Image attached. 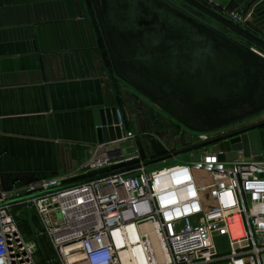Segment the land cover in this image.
Listing matches in <instances>:
<instances>
[{
  "label": "built area",
  "instance_id": "built-area-1",
  "mask_svg": "<svg viewBox=\"0 0 264 264\" xmlns=\"http://www.w3.org/2000/svg\"><path fill=\"white\" fill-rule=\"evenodd\" d=\"M198 1L214 6V0ZM225 16L250 30V14ZM115 115L121 137L100 144L80 168V175L106 169L105 175L74 184L79 175H57L0 187V264H36L44 233L25 240L19 230L32 210L56 254L47 264H264V161L247 160L240 151L220 161L226 152H212L218 142L201 133L202 145L190 151L197 152L194 161L147 170L139 155L105 150L133 138L119 108ZM199 171L207 173L206 183ZM215 236L225 238L226 252L217 249Z\"/></svg>",
  "mask_w": 264,
  "mask_h": 264
},
{
  "label": "crops",
  "instance_id": "crops-1",
  "mask_svg": "<svg viewBox=\"0 0 264 264\" xmlns=\"http://www.w3.org/2000/svg\"><path fill=\"white\" fill-rule=\"evenodd\" d=\"M246 13L264 39V0ZM129 90L113 73L90 0H0L2 190L80 175L104 143L96 124L107 117L94 112L124 109Z\"/></svg>",
  "mask_w": 264,
  "mask_h": 264
},
{
  "label": "water",
  "instance_id": "water-1",
  "mask_svg": "<svg viewBox=\"0 0 264 264\" xmlns=\"http://www.w3.org/2000/svg\"><path fill=\"white\" fill-rule=\"evenodd\" d=\"M90 1L115 76L186 129L199 133L212 132L252 119L264 112V57L251 49L254 47L264 53V39L225 16L237 12L243 3H246L243 11L245 14L254 0H214V6L219 11L198 0H175L207 17L219 27L213 28L198 19H186L189 21L187 30L191 34L189 41L186 38L187 44L199 47V51L192 75L181 80L178 77L182 71L176 64L155 65V62L161 61L158 59L164 60L170 50L175 52L179 49L177 36L173 35L171 28L163 29V21H168L170 14L182 15V10L174 1L141 0L140 5L145 8L142 15L146 19L150 16L156 19L155 22H152L151 17L148 19L152 29L150 35L155 42L152 46L157 47L162 40V43L166 41L170 46L165 50L154 48L148 54L151 59L136 58L131 59L130 63H124V59L131 58L133 53L129 44L116 33L105 16L108 8L109 12L117 16L119 9H127L129 4H123L121 0ZM115 109L94 112L107 117L106 122L101 120L96 124L98 134H103L100 143L121 137ZM212 142H218L210 148L212 152H226L218 156L220 161L236 159L238 151L247 160L263 161L264 120L210 143ZM128 163L134 164L136 160ZM122 166V163L114 165L109 170L117 171ZM98 173L105 175L106 169L91 171L71 180L85 181Z\"/></svg>",
  "mask_w": 264,
  "mask_h": 264
},
{
  "label": "rangeland",
  "instance_id": "rangeland-1",
  "mask_svg": "<svg viewBox=\"0 0 264 264\" xmlns=\"http://www.w3.org/2000/svg\"><path fill=\"white\" fill-rule=\"evenodd\" d=\"M174 1L177 6L181 3ZM180 8V7H179ZM196 13V12H194ZM196 18L202 20L213 28H219L211 20L203 15L196 13ZM132 93V94H131ZM125 102L124 109L120 108L126 130L130 131L133 138L123 142V157L139 155L140 160L145 164L147 170L167 166L175 160L191 162L195 160L196 153L190 152L197 148L199 132H193L176 122L169 115L164 113L157 106L142 97L136 92L129 90V96ZM264 120V112L257 117L245 120L243 122L224 127L211 133H206L210 140L218 139L221 136L229 134L243 127L250 126L255 122ZM254 121V122H253ZM220 134V135H218ZM194 144L196 146H194ZM198 144V145H197ZM199 179L207 182V173L197 172ZM19 230L25 240H32L33 232H43L44 235L37 241V251L34 254L36 264H47V260L56 257L53 247L45 235L44 227L39 215L32 210L30 223L21 221ZM214 243L220 252L227 251V245L224 237L215 236ZM52 264H59L55 261Z\"/></svg>",
  "mask_w": 264,
  "mask_h": 264
},
{
  "label": "flooded vegetation",
  "instance_id": "flooded-vegetation-1",
  "mask_svg": "<svg viewBox=\"0 0 264 264\" xmlns=\"http://www.w3.org/2000/svg\"><path fill=\"white\" fill-rule=\"evenodd\" d=\"M121 2L127 5L129 4V7L127 9L126 8L119 9V14L117 16L113 14L112 12H109V8H108V11L106 12L105 16H106V19L110 21V23L114 27V30L116 31V33L120 34L123 37V40L127 44H129L131 48V53L133 52L131 58L124 59V63H130L131 59H136V58H140L143 60L151 59V56H149L148 54L154 48L165 50L170 46V44H168V42L166 41L162 43L163 40L160 41L157 47L152 46L155 44V42H153V39L150 35V32L152 31V29H151V26H149L148 19H150L151 16L146 19L142 15V12L145 11V8L143 5H140L141 0H121ZM135 3H137V5H135ZM161 5L165 7V5H163L162 3ZM179 7H180V10H182L181 11L182 15L170 14V18L167 19L168 21L166 20L163 21V24L165 25L163 29L171 28L170 30L173 31L174 33L173 35L177 36L176 40H177V46L179 49L176 50L175 52L170 50L166 54L167 55L166 58L164 60L158 59L161 61L155 62L156 63L155 65H159V64L165 65V64H173V63L176 64V66L180 68L182 71L180 76L178 77V79L181 80V79L186 78V76L192 75V68L194 67V62L197 59V52L199 51V49L197 48L199 47H196V46L193 47L191 45H188L187 44L188 42L186 40V38H188V41H189V39L191 38L190 37L191 34L187 30L188 29L187 22L189 21L186 19H189V18L198 19L196 18V15H197L196 13L198 12H196L195 10H193L192 8L184 4H181ZM208 7H211L212 9L219 11L217 8H215V6H208ZM159 18H162V17H159ZM151 20L152 22L156 21L154 17H151ZM166 30L167 29H165V31ZM169 33L170 32H168V34ZM239 42L241 43L242 41L239 40ZM129 88L132 89L131 87ZM133 91L136 92L135 90ZM138 94L141 95L140 93ZM222 128H219V129H222ZM219 129H216L214 131H217Z\"/></svg>",
  "mask_w": 264,
  "mask_h": 264
},
{
  "label": "trees",
  "instance_id": "trees-1",
  "mask_svg": "<svg viewBox=\"0 0 264 264\" xmlns=\"http://www.w3.org/2000/svg\"><path fill=\"white\" fill-rule=\"evenodd\" d=\"M82 180H78V181H73V182H71L72 184H74V183H77V182H81Z\"/></svg>",
  "mask_w": 264,
  "mask_h": 264
},
{
  "label": "bare ground",
  "instance_id": "bare-ground-1",
  "mask_svg": "<svg viewBox=\"0 0 264 264\" xmlns=\"http://www.w3.org/2000/svg\"><path fill=\"white\" fill-rule=\"evenodd\" d=\"M144 227H146L145 225H144ZM147 228V227H146Z\"/></svg>",
  "mask_w": 264,
  "mask_h": 264
}]
</instances>
